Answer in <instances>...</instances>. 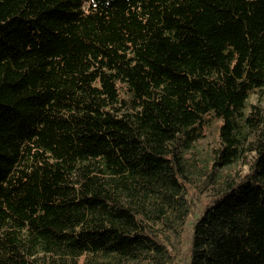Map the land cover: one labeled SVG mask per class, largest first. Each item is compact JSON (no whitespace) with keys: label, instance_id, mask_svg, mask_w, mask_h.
I'll return each instance as SVG.
<instances>
[{"label":"trees","instance_id":"obj_1","mask_svg":"<svg viewBox=\"0 0 264 264\" xmlns=\"http://www.w3.org/2000/svg\"><path fill=\"white\" fill-rule=\"evenodd\" d=\"M261 90L264 0H0V264H264Z\"/></svg>","mask_w":264,"mask_h":264},{"label":"rangeland","instance_id":"obj_2","mask_svg":"<svg viewBox=\"0 0 264 264\" xmlns=\"http://www.w3.org/2000/svg\"><path fill=\"white\" fill-rule=\"evenodd\" d=\"M264 90L254 92L251 97L248 99L247 104L249 105L250 102H257L261 98L262 100L264 99ZM220 123V119L213 117L212 115H209L206 118L205 125L203 128V134L204 136L202 137L201 140H199L196 145L198 152L200 156H205V158L208 160L211 159L212 157V147L216 146L218 144V125ZM199 196L196 201H199Z\"/></svg>","mask_w":264,"mask_h":264}]
</instances>
